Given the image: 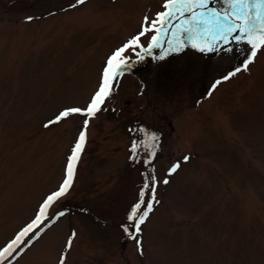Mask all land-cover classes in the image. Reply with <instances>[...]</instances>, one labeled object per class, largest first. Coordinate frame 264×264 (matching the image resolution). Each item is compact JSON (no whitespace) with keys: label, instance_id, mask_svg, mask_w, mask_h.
<instances>
[{"label":"rangeland","instance_id":"1","mask_svg":"<svg viewBox=\"0 0 264 264\" xmlns=\"http://www.w3.org/2000/svg\"><path fill=\"white\" fill-rule=\"evenodd\" d=\"M166 2L0 0V252L59 190L86 134L71 187L22 241L48 217L40 234L0 264H264V47L232 77L251 46L237 33L199 37L187 22L168 39L175 10L153 44ZM122 48L101 106L114 115L102 109L87 128L79 113L50 123L88 107ZM142 134L157 138L150 166ZM150 175L158 183L146 188ZM150 195L139 233L123 240Z\"/></svg>","mask_w":264,"mask_h":264},{"label":"snow or ice","instance_id":"2","mask_svg":"<svg viewBox=\"0 0 264 264\" xmlns=\"http://www.w3.org/2000/svg\"><path fill=\"white\" fill-rule=\"evenodd\" d=\"M78 3L83 4L85 0H77ZM212 0H168L165 3L164 7L168 10L165 13L160 14L157 17L156 21H153V26L156 23L165 22L164 18H172L175 11H179L180 14L183 12L193 13L192 20L197 24H209V22H214L215 24V33L214 38L218 40H223L224 42H228L229 37L233 36L234 33L239 32L240 35H236L233 38L239 42L242 39L251 46L252 51L250 52V56L247 62L244 64L245 70L248 67V64L252 63L253 58H255L257 51L264 47V0H225V3L228 6V10L223 13L217 12L215 10L209 9L208 5ZM195 9H208L207 13L200 12L198 15L200 19L197 18V14L194 12ZM30 19V18H29ZM223 20L225 23H221ZM238 21V22H237ZM159 31L158 29H156ZM211 30V29H209ZM134 40L132 44H135ZM156 43V37H153V44ZM125 49L118 50L109 60L107 61V67L103 72V83L99 90L96 92L95 96L92 98L88 107L84 110L75 108L65 110L60 113L55 121H50V123H58L61 119L69 116L71 113H79L86 117L84 121V127L88 126V118L95 116V114L101 110V106L104 104V101L109 96L111 91L110 80H114L118 75V69H120L123 61H118V58L121 56L122 52ZM203 50V49H202ZM239 70V69H238ZM237 70V71H238ZM234 74V73H233ZM86 140V134L84 131H81V134L78 138L77 143L74 146L72 155L69 158V162L66 169V178L59 188L53 195L47 198L46 203L44 204V208H47L48 205L53 202L55 199L65 195L67 190L72 185V179L75 172V163L79 159V154L83 151L84 143ZM135 149V145L133 146V150ZM151 155H155V153H151ZM187 160V157H185ZM180 165L177 163L170 170L171 173H174ZM148 181H152L154 184V177H148ZM164 183H168L167 180ZM145 187H150L149 183L146 181ZM143 201L138 203L133 211L130 214L129 220L134 221L132 224V228L134 231L130 234L131 238L135 239L136 234L140 231V225L144 223V220L148 216V212L152 210L151 204L147 205V211H144L141 214H137L139 209L142 206ZM43 214V211L42 213ZM29 229H25L22 231L11 243H9L2 252H0V261L5 259V253L10 257L13 252L16 251V248L19 247V243H23L21 237H24L28 233ZM69 246L71 245V240L68 242ZM139 244V241L137 242ZM61 264H63V257L61 258Z\"/></svg>","mask_w":264,"mask_h":264},{"label":"flooded vegetation","instance_id":"3","mask_svg":"<svg viewBox=\"0 0 264 264\" xmlns=\"http://www.w3.org/2000/svg\"><path fill=\"white\" fill-rule=\"evenodd\" d=\"M208 8H209V9H212V10H215V11H217V12H221V13H223V12L226 11V10H228V6H227V4L225 3V0H212V2L209 3ZM197 11L207 12L208 9H195V10H194V12H197ZM192 15H193V13L187 12L183 17H180V16L177 17V18L175 19V23H177V24L180 23V21H181L182 19H184V17L192 18ZM237 22H238V21H237ZM192 23L195 24V25H197V28L194 30V33H195L196 31H199L200 35L204 37V33H205V31L207 30L208 24H207V25H205V24H197V23H195L194 21H193ZM181 25H182V22H181ZM188 27H189V25H186V26H184V27H179V28L177 29V34L174 35V36H170L171 31L173 30V26H171V27L168 29V38H172V40L175 41V40L180 36V34H182V32H183L185 29H187ZM237 35H239L238 32H237ZM261 48H262V47H261ZM261 48L257 51V54H256L255 58H253V60H252V63L248 64V67H247L246 70H245V68H244V63L241 62V64H240L239 61H238V62H236V64L234 65L233 72H234V73H238V72L240 73V72L244 71V72H246V73H250V72H251V69H252V65L255 63V61H256V57H257V55L259 54V51L261 50ZM250 51H252V49H251ZM249 53H250V52H249ZM249 56H250V54H249ZM249 56H248V58H249ZM248 58H247V60H248ZM247 60H246V62H247ZM246 62H245V63H246ZM250 68H251V69H250ZM238 69H239V70H238ZM237 70H238V71H237Z\"/></svg>","mask_w":264,"mask_h":264},{"label":"trees","instance_id":"4","mask_svg":"<svg viewBox=\"0 0 264 264\" xmlns=\"http://www.w3.org/2000/svg\"><path fill=\"white\" fill-rule=\"evenodd\" d=\"M109 115H114L113 112H109ZM140 122V121H139ZM141 123V122H140ZM160 134H162L160 132ZM143 139L140 140L142 147V150L140 151V153L138 154L139 158L144 159L146 162L148 159H150V162L153 160V155H151V153H155L156 151H158V143H157V138L153 137L152 140L148 141L146 135H142ZM146 142V143H145ZM150 162H147L148 166H150ZM147 173H149L148 171H145Z\"/></svg>","mask_w":264,"mask_h":264}]
</instances>
